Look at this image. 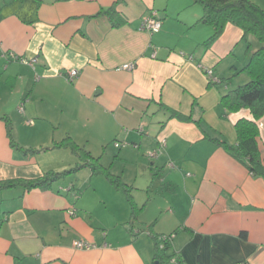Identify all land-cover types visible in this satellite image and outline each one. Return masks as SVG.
I'll use <instances>...</instances> for the list:
<instances>
[{
    "label": "crops",
    "instance_id": "crops-1",
    "mask_svg": "<svg viewBox=\"0 0 264 264\" xmlns=\"http://www.w3.org/2000/svg\"><path fill=\"white\" fill-rule=\"evenodd\" d=\"M152 11L157 33L141 29ZM203 16L196 0H0V181L84 163L66 139L122 184L85 165L0 191V264H158L153 237L169 235L168 264H264V175L220 143L252 118L221 95L256 42L228 22L206 45ZM257 126L264 167V115Z\"/></svg>",
    "mask_w": 264,
    "mask_h": 264
},
{
    "label": "trees",
    "instance_id": "trees-1",
    "mask_svg": "<svg viewBox=\"0 0 264 264\" xmlns=\"http://www.w3.org/2000/svg\"><path fill=\"white\" fill-rule=\"evenodd\" d=\"M196 1L203 7L204 23L212 27V34L207 39L206 45L216 40L228 22L242 29L244 40H246L248 36H252L255 39L256 47L251 51L248 61L240 70V72H244L247 75V82L239 84L221 95V104L227 111L236 112L240 109H248L252 118L239 119L235 123V145H228L225 141L220 143L224 145L234 158L242 162L253 176H263L264 167L260 162L257 145V120L264 115V12L255 5L252 0ZM101 13L109 15V17H114L116 15L113 8ZM114 22L117 24L120 23V20ZM9 127L10 125L8 124V130ZM9 136L12 146H16L10 133ZM56 146L69 147L84 163H80L74 168L61 172L46 173L44 176L36 179L2 180L0 181V191L14 186H22L25 189L47 188L52 181L85 165H90L95 173H103L114 186L122 187L119 178L112 176L108 170L99 163V158H81V154L88 155V153H81V148L72 141L64 139L62 142L56 144ZM88 160H92V162L88 163ZM124 189L128 191L127 187ZM153 238L155 257L158 260V264H168L167 261L172 257V255L166 253L169 249L168 239L170 235L161 237L155 236Z\"/></svg>",
    "mask_w": 264,
    "mask_h": 264
},
{
    "label": "built area",
    "instance_id": "built-area-1",
    "mask_svg": "<svg viewBox=\"0 0 264 264\" xmlns=\"http://www.w3.org/2000/svg\"><path fill=\"white\" fill-rule=\"evenodd\" d=\"M161 27H162V22L155 16V11H152L150 16L146 17L141 25V29L148 31L149 33H157L160 31ZM10 55L15 59L18 58V60L25 65H33L37 60L36 57H32V58L17 57L12 53H10ZM133 67H134L133 63H127V64H123L120 68L132 69ZM206 74L209 76L210 81L215 82V80L211 78L210 69L206 70ZM60 75H63L67 80H72V78L78 75V71L76 69H70L63 74L60 73ZM114 145L115 147H118L120 143L116 142ZM164 146H165V139H160L158 148L148 151L147 156L150 158L156 157L159 154L160 150L164 148ZM168 165L171 166L172 163L169 162ZM73 246L78 249H87L90 248L92 244L84 240H76L73 242ZM171 260L172 262H175L174 259Z\"/></svg>",
    "mask_w": 264,
    "mask_h": 264
},
{
    "label": "rangeland",
    "instance_id": "rangeland-1",
    "mask_svg": "<svg viewBox=\"0 0 264 264\" xmlns=\"http://www.w3.org/2000/svg\"><path fill=\"white\" fill-rule=\"evenodd\" d=\"M252 2L257 5L263 12H264V0H252ZM243 76L239 77V74L232 77V87L237 86L239 84H243L247 82L248 77L245 74H242ZM100 176V175H99ZM104 178L100 179H106L104 175H102ZM104 181V180H103ZM104 183V182H103Z\"/></svg>",
    "mask_w": 264,
    "mask_h": 264
}]
</instances>
